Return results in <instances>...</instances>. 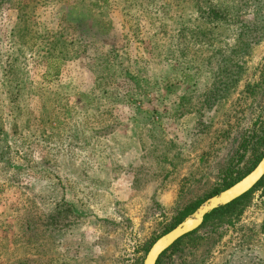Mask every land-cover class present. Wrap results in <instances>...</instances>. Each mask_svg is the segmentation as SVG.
Returning a JSON list of instances; mask_svg holds the SVG:
<instances>
[{"label": "rangeland", "instance_id": "rangeland-1", "mask_svg": "<svg viewBox=\"0 0 264 264\" xmlns=\"http://www.w3.org/2000/svg\"><path fill=\"white\" fill-rule=\"evenodd\" d=\"M263 156L264 0H0V264H143ZM195 231L264 264V180Z\"/></svg>", "mask_w": 264, "mask_h": 264}, {"label": "water", "instance_id": "water-1", "mask_svg": "<svg viewBox=\"0 0 264 264\" xmlns=\"http://www.w3.org/2000/svg\"><path fill=\"white\" fill-rule=\"evenodd\" d=\"M264 178V156L252 171L241 180L208 199L195 213L159 237L148 250L143 264H156L160 256L179 239L197 230L204 217L212 211L224 207L251 191Z\"/></svg>", "mask_w": 264, "mask_h": 264}, {"label": "trees", "instance_id": "trees-1", "mask_svg": "<svg viewBox=\"0 0 264 264\" xmlns=\"http://www.w3.org/2000/svg\"><path fill=\"white\" fill-rule=\"evenodd\" d=\"M243 147H244V145H243ZM264 180V178L253 188V189H255V188H257V187H259L260 186V184L262 183V181ZM231 185H233V183H231V184H228L227 186H226V188H228V187H230ZM252 189V190H253ZM220 192V190H216L213 194H212V196L213 195H216V194H218ZM251 191H249L247 194H245V195H243L242 197H240V198H238L237 200H235V201H233L232 203H230V204H228V205H226V206H224V207H221V208H219V209H216V210H214V211H212L211 213H209V214H207L205 217H204V220H203V223H202V225L199 227V228H202V227H204L205 225H206V223H208V222H210L211 220L213 221V220H221V218H222V215L229 209V208H231V207H233L235 204H237L238 202H240L243 198H245L249 193H250ZM177 225V223L176 224H174L172 227H170L169 228V230H171V229H173L175 226ZM168 230V231H169ZM198 230V229H197ZM194 232H196V231H194ZM193 233V232H192ZM192 233H189V234H192ZM188 234V235H189ZM188 235H185V236H188ZM184 236V237H185ZM183 238V237H182ZM180 240V239H179ZM179 240L175 243V244H177L178 242H179ZM174 244V245H175ZM174 245H172V246H174ZM171 246V247H172ZM170 247V248H171ZM169 248V249H170ZM168 249V250H169ZM168 250L167 251H165L162 255H164L166 252H168ZM161 255V256H162ZM160 256V257H161ZM160 259V258H159ZM159 259H158V261H159ZM158 261H157V263L156 264H158Z\"/></svg>", "mask_w": 264, "mask_h": 264}]
</instances>
